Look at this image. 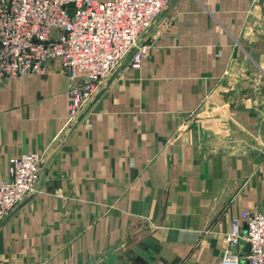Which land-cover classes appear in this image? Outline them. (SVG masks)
<instances>
[{"label":"crops","instance_id":"1","mask_svg":"<svg viewBox=\"0 0 264 264\" xmlns=\"http://www.w3.org/2000/svg\"><path fill=\"white\" fill-rule=\"evenodd\" d=\"M143 42L59 141V61L0 84V181L49 153L48 192L0 224V264H219L232 218L264 210V96L227 80L264 88V0H173Z\"/></svg>","mask_w":264,"mask_h":264},{"label":"built area","instance_id":"2","mask_svg":"<svg viewBox=\"0 0 264 264\" xmlns=\"http://www.w3.org/2000/svg\"><path fill=\"white\" fill-rule=\"evenodd\" d=\"M172 2L0 0V84L45 75L59 61L69 79L68 116L59 141L124 61L141 68L150 49L143 38ZM48 154L47 148L10 159L8 175L0 181V224L28 197L48 192L40 184ZM219 264H264V210L232 218Z\"/></svg>","mask_w":264,"mask_h":264},{"label":"rangeland","instance_id":"3","mask_svg":"<svg viewBox=\"0 0 264 264\" xmlns=\"http://www.w3.org/2000/svg\"><path fill=\"white\" fill-rule=\"evenodd\" d=\"M243 77V76H242ZM227 80H230L231 82L236 83V87H238L239 90H236L239 94L240 100L244 99H252L254 102H257V104H260L263 102V87H258V85L253 86L252 80H245L241 78L240 76L235 77H228ZM250 83V85L248 83ZM247 83V87L245 88V84Z\"/></svg>","mask_w":264,"mask_h":264},{"label":"water","instance_id":"4","mask_svg":"<svg viewBox=\"0 0 264 264\" xmlns=\"http://www.w3.org/2000/svg\"><path fill=\"white\" fill-rule=\"evenodd\" d=\"M101 94H102V91H100V92L96 95L95 99H94L93 101H91V102L88 104L87 108L85 109V111H83V112L80 114V116L78 117L77 122L73 125V127H75L76 124H77L78 122L81 121V119H82V118L86 115V113L90 110V108H91V106L93 105L94 101H95L96 99H98V98L100 97Z\"/></svg>","mask_w":264,"mask_h":264}]
</instances>
